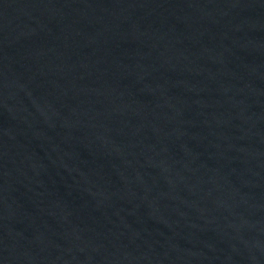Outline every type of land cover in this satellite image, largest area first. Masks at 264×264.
I'll return each instance as SVG.
<instances>
[{
	"label": "water",
	"instance_id": "1",
	"mask_svg": "<svg viewBox=\"0 0 264 264\" xmlns=\"http://www.w3.org/2000/svg\"><path fill=\"white\" fill-rule=\"evenodd\" d=\"M0 264H264V0H0Z\"/></svg>",
	"mask_w": 264,
	"mask_h": 264
}]
</instances>
